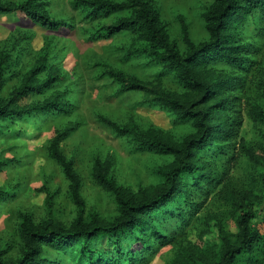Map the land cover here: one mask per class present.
<instances>
[{
	"label": "rangeland",
	"instance_id": "rangeland-1",
	"mask_svg": "<svg viewBox=\"0 0 264 264\" xmlns=\"http://www.w3.org/2000/svg\"><path fill=\"white\" fill-rule=\"evenodd\" d=\"M4 1L18 4L26 0ZM42 1L48 3L51 19L70 28L53 33L30 23L23 15L0 16V56H8L10 64L14 63L11 72L6 73L7 83L0 98H9L46 57L47 65L55 69V87L22 104L59 95V101L68 102L70 110L55 116L33 114L17 121L0 120V191L6 193L0 199V251L13 257L20 254L19 226L25 217L37 225L50 222L69 226L80 216L87 222L93 216L105 221L117 216L115 197L94 180L97 163L108 166L114 181L133 192L157 185L160 169L173 163L171 157L141 151L134 138L117 136L106 121L135 132L153 127L177 143L194 133L190 121L162 107L157 100L170 96L194 102L197 95L177 74L166 73L152 59L139 54L138 50L145 47L140 34L129 32L90 42L88 38L116 20L86 19L77 8L81 0ZM148 1L159 12L170 43L177 50L188 49L185 30L194 44L207 43L205 14L213 0ZM111 71L137 78L146 91H125L122 84L109 77ZM258 74L264 83V65ZM219 77L218 73L211 76L213 86H218ZM257 83L250 87L248 96L264 112V90H259ZM216 102L198 109L214 108ZM244 116L240 137L245 148L239 145L233 150L212 144L204 150L203 162L196 164L197 170L202 169L198 174H208V181L219 183L210 189L206 206L192 218L183 240L197 244L204 236L205 242L219 243L220 228L230 236L237 233L241 204L256 214L251 225L264 237V125L255 124L246 113ZM60 134H66L61 151L73 161L81 179L83 209L72 198L61 167L49 157V146ZM212 137L209 142L215 140ZM231 158L234 159L230 161ZM181 200V196L174 197L160 210L163 215L158 223L164 234L171 236L180 227L174 214ZM203 200L204 197L195 198L197 204ZM99 243L106 247L108 239L104 237ZM175 248V244L160 248L146 264H168L176 255ZM247 260L240 264H264V240L261 251L252 261Z\"/></svg>",
	"mask_w": 264,
	"mask_h": 264
},
{
	"label": "trees",
	"instance_id": "trees-1",
	"mask_svg": "<svg viewBox=\"0 0 264 264\" xmlns=\"http://www.w3.org/2000/svg\"><path fill=\"white\" fill-rule=\"evenodd\" d=\"M48 6L42 0H26L18 4L0 0V16L23 15L30 23L53 33H60L63 27L70 28L51 19ZM77 8L80 14L93 22L116 20L88 38L90 42L129 32L141 35L145 47L138 50L139 54L152 59L166 73L177 74L180 81L197 95L194 102L170 96L157 100L162 107L190 121L194 133L177 143L153 127L135 132L106 121L108 128L117 136L134 138L141 151L173 158L172 164L160 169L159 183L133 192L114 181L108 166L97 163L94 180L115 197L117 216L111 221L93 216L88 222L80 216L69 226L50 222L37 225L25 217L19 226V256H8L0 251V264H146L160 248L172 244L176 245V255L168 264H240L242 260L252 261L261 251L264 237L251 225L257 218L256 214L245 210L242 204L239 206L237 233L232 236L220 228L222 240L219 243L205 242L201 236L197 244H192L183 237L187 236L186 229L192 218L206 206L210 189L219 183L214 179L208 181V174H198L202 169L197 170L196 164L203 162L204 150L212 144H223L222 148L233 150L243 145L244 140L240 136L244 113L255 124L264 125L262 108L248 96L250 87L256 82L258 89L264 90V83L258 79L264 65V0H213L205 14L209 40L196 45L185 30L184 41L188 49L184 52L171 45L159 12L148 0H81ZM13 65L8 56H0V93L7 83L6 73L11 72ZM54 71V67L47 65L45 57L21 80L20 87L9 98H0V120L17 121L33 114L55 116L69 113V103L60 102L59 95L22 104L45 95L55 87L57 77L53 75ZM217 73L220 76L218 86H213L210 78ZM108 75L122 84L125 91H146L137 78L115 71ZM210 101H217L214 108L198 109ZM64 136L66 134H60L53 139L48 149L49 157L61 167L69 182L72 198L83 209L80 176L73 161L61 151ZM211 137L215 140L209 142ZM177 196L183 200L178 203L179 208L174 215L181 225L169 236L159 229L158 221L163 215L160 210ZM5 197L6 193L0 191V199ZM198 197H204L202 204L195 202ZM104 237L108 239L106 247L99 243Z\"/></svg>",
	"mask_w": 264,
	"mask_h": 264
}]
</instances>
